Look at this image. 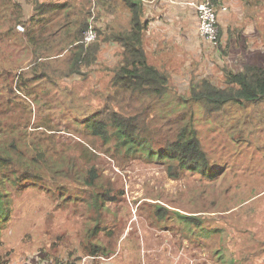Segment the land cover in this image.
<instances>
[{
	"label": "trees",
	"instance_id": "obj_1",
	"mask_svg": "<svg viewBox=\"0 0 264 264\" xmlns=\"http://www.w3.org/2000/svg\"><path fill=\"white\" fill-rule=\"evenodd\" d=\"M29 1L35 7L30 16L24 0H0V43L13 38L25 40L32 47L34 60L14 74V78H18L17 87L12 82L7 83L11 97H18L14 95L17 88L25 92L24 104L30 115L34 108L30 99L40 105L51 90L43 84L55 87L59 86L57 77L89 76L99 61L102 47L110 39L122 47L119 64L108 67L114 68V75L104 91L107 102L103 106L87 107L86 114L80 115L81 120H78L85 133L95 137L90 145L81 139L75 141L77 147L83 148V153L79 154L82 162L76 154L51 150L49 144L52 140L46 134V127L52 126L48 121H37V125L46 130L41 128L43 135L32 142L25 129L0 126V214L7 213L11 217L8 185L18 192L39 186L65 198L85 197L86 212L94 218L93 227L86 235L87 244L82 246L83 252L72 253L67 261L56 259L54 264H77L84 255L110 254L111 247L99 238V233L101 230L108 235L112 233L106 218L107 202L122 200L125 190L110 176H102L103 169L93 162L99 155V147L114 157L136 156L163 162L167 174L173 179L188 178L194 171H200L210 178L201 180L211 181L217 178L215 169L218 171L224 165V174L229 165L234 166L230 159L241 158V155H234L242 145L246 146L243 157L263 155L264 140L260 136L264 131L263 63L246 59L234 69L226 60L221 72L191 78L190 82L182 79L186 86L189 82V89L182 94L172 87L176 82L175 75L160 69L149 59L145 46L150 28L141 7L142 0H126L130 2H127L129 6H125L124 0H82L79 1L82 8L71 0ZM214 1L218 4L221 0ZM125 7L130 13L129 28L110 30L109 27L106 30L101 27L99 21L103 15L119 14ZM18 25H22L25 31H21ZM218 25L217 43L207 44L216 56L224 57L231 50L236 35L231 27L226 30L220 17ZM90 27L96 30L98 37L86 42L85 32ZM225 38L228 42L224 41ZM53 59L57 60L56 63L52 62ZM71 92L72 88L66 86L60 98L56 95L52 101L59 104L62 100H71L68 95ZM31 121L32 118L27 117V124ZM230 170L236 171V166ZM218 181L217 190L208 191L207 197L209 202L223 205L222 210L215 211V206L201 200L205 197V189L192 187L187 195L193 198L194 207L184 208L182 212L176 205L177 209L172 207L176 201L174 197L170 198L172 203L156 201L160 206L152 210V219L157 224L162 223L163 227L157 229L175 224L188 225V229L195 233V236L192 233L194 242L216 247L219 263L242 264L244 261L254 264L249 253L264 252V248L250 247L260 233L253 228L246 236L247 228L235 225L234 230L231 219L236 218L240 225L248 224L254 211L264 206V200L256 201L252 196L231 205V179L224 176ZM187 191L188 185L184 192ZM153 199L160 200L159 197ZM175 212L180 213L179 220L173 217ZM207 212L214 214L208 216ZM175 218L177 223H172L176 222ZM188 229L186 227V231ZM241 236H246L243 245L239 243L243 240ZM203 237L210 239L206 241ZM230 239L240 245L233 248L228 242ZM244 246L249 252L242 251ZM12 251L10 248L9 253ZM238 252H241L240 256H237ZM7 262L0 256V264Z\"/></svg>",
	"mask_w": 264,
	"mask_h": 264
},
{
	"label": "rangeland",
	"instance_id": "obj_2",
	"mask_svg": "<svg viewBox=\"0 0 264 264\" xmlns=\"http://www.w3.org/2000/svg\"><path fill=\"white\" fill-rule=\"evenodd\" d=\"M24 1L30 16L35 11V7L29 0ZM71 1H76V6L82 8V3L79 2L82 0ZM224 1L230 4L224 9L226 12L229 11L227 16H232L231 14L235 13L236 17L242 19L240 23H246L248 25L246 29L252 31L246 33L247 35L244 37L240 36L241 42L239 44H236L235 36L231 51L234 50L238 53L224 54L220 52L222 55L224 54V57L216 56L209 45L202 42L201 48L203 51L206 50V53L198 50L197 46L179 51L181 55L185 54L181 66L185 67L179 69L177 73L180 59L163 62L155 59V57L149 58L151 62L154 61L157 66L161 67L160 69L168 70L175 75L176 82L172 83V87L177 88V91L182 94L189 89V79H196L218 71L221 72L226 65V60L229 67L234 69L239 68L242 61L246 59L264 64V56L260 54H264V0ZM189 5L197 8L194 4ZM227 16L226 21H223L226 24ZM99 23L102 28H107L106 30L109 27H111L110 30H114L116 27L119 30L122 26L125 30V27L129 24V19L120 13L113 16L103 15ZM151 25L160 26V24ZM240 27L242 26L240 25ZM249 36L251 39L245 45L244 38L247 37L248 39ZM225 42H227V38ZM237 45H240V48L236 47ZM106 47V44H104L99 61L95 63L89 76L57 77L59 86L55 87L53 84H43L51 87V90L47 93L45 99L40 98V100L43 99L40 105L33 102L32 98L30 99L34 107L30 115L24 104L27 97L25 92L17 88L14 95H18V97H11L7 83L12 82L14 87H17L16 81L18 78H14V74L16 71L21 72L34 60L32 47L25 40L20 39L12 38L1 42L0 126H9L11 129L17 127L25 129L28 139L32 142V139L37 141V138L43 135L41 133L42 129L46 130L42 126H38L37 121H48L52 127L43 126L47 128L46 134L50 135L48 138L52 140V144H49L51 150H64L70 155L76 154L80 158L79 161L82 162V157L79 154L83 153V148L77 147L75 141L81 139L90 145L95 137L86 134L78 120H81L80 115L86 114L87 107L103 106L107 102L104 91L107 90V84L114 75V68L109 69L108 66H116V54L114 53V56L113 54L108 55L110 52L106 51ZM205 47L208 48L204 49ZM210 52L213 54L212 59ZM56 61L52 60L54 63ZM88 69H91V67ZM184 78L189 81H187V86L184 82H181V79ZM66 86L72 88V92L68 93L71 100H62L59 104L54 103L52 101L54 96L59 95L60 98ZM29 116L32 121L27 124V117ZM41 124L43 123L41 122ZM260 136L264 140V131L261 132ZM49 139L45 138V141L50 142ZM45 141L40 142L41 145ZM69 147H71L70 150H68ZM245 147V145H242L240 147L241 151L239 149V152L234 155V157L241 155V158L230 159L234 162L236 171L230 170L234 166L229 165L222 174L223 165L218 171L215 169L214 175L217 178L212 181L206 180L210 178L200 171H194L188 178L173 179L167 174L163 162L148 161L143 157L136 156L120 155L114 157L111 153L105 150L102 151L103 149L99 147V155L93 162L103 169L102 176H110L111 180L115 181L118 186L124 187L125 190L122 200L107 202L106 218L109 220L110 224L108 226L109 229H112V233L108 235L103 230L99 233V238L109 245V248L111 247L110 253L116 251L114 261H119V264H222L217 260L218 254L216 253V247H212L213 244L197 243L192 240V233L194 236L195 233L192 229H188V225L186 227L189 231H186L183 224L169 225L163 228L164 230L157 229L163 227V225L153 221L152 210L156 206H160V203H155L156 201L161 203L169 201L172 203L171 197L176 200L172 203V207L175 208L174 205H176L182 212L184 208L194 207L192 205L194 204L193 198L187 195L192 187L205 189V197L201 200L208 203L209 206H215L213 208L215 211L217 209L222 210L223 205L208 201L210 198L207 197V192H215L219 187L218 180L224 176L231 179L229 190L231 194L229 203L231 205H237L238 202L252 196L256 201L264 200V163L258 161L259 159L264 161V153L263 155L248 154L247 156L250 158L243 157ZM218 158L221 159L220 156ZM202 178L206 179L201 180ZM187 185L188 191L184 192ZM7 190L10 193L9 199L12 202V212L11 217L7 213L0 214V221L6 224L0 223L1 257L6 258L8 262L19 259L24 263L54 264L56 259L67 261L71 258L72 253L80 254L83 252L82 246L87 244L88 241L86 235L89 228L93 227L94 222V218L86 212L85 197L65 198L58 193L45 191L39 186L18 192L13 186L8 185ZM178 195L183 198L181 199ZM158 197L160 200L153 199ZM214 212H207L206 214L212 216ZM174 216L178 220L181 218L179 212H175ZM176 218V222H171L177 223ZM114 220H117L116 223H114ZM231 221L234 230L236 229L235 225L238 228H247L246 236L254 228L256 233L260 234L256 236L250 247L264 248V229H262L264 225V206L254 211L248 224L243 223L240 225L236 218H232ZM176 231L178 232L176 233ZM198 236L201 237L200 233H198ZM246 236H241V239H246ZM203 238L206 241L210 239ZM244 239L239 243L243 245ZM228 242L233 248L240 245L231 239ZM245 247L242 251L249 252L248 248ZM10 248H13L11 254L9 253ZM240 253L238 252L237 256H240ZM249 254L252 256L254 264H264V252H251ZM98 259L102 260L101 258ZM242 264L248 263L243 261Z\"/></svg>",
	"mask_w": 264,
	"mask_h": 264
},
{
	"label": "crops",
	"instance_id": "obj_3",
	"mask_svg": "<svg viewBox=\"0 0 264 264\" xmlns=\"http://www.w3.org/2000/svg\"><path fill=\"white\" fill-rule=\"evenodd\" d=\"M191 1H200V0H142L141 2V7L144 12L145 20L146 19L148 20L149 22L148 27L150 28V32L148 30L149 33L147 35L146 46H145L148 52V56L149 58L155 57V59L161 60L163 62L166 61L169 62L172 59H178V60L180 59L176 73L179 72L178 71L179 69L185 67V66L181 67L183 63L182 60L185 54L181 55L179 51L187 50L197 46L198 50L202 51V53L203 52L206 53V50L203 51V49L201 48L202 47L201 43L204 42L206 45H208L200 34L198 11L195 7L189 5L192 4L190 3ZM127 2L126 0L123 1V3H125V6L128 5ZM227 5L230 6V4H228V2H225L224 0H221L217 4L219 8V17L222 19V21L224 20L226 21V16L229 12V11L226 12L222 7L223 6L228 7ZM120 14H124L130 20L129 8L125 7L123 11L120 12ZM150 14L152 15L151 17ZM231 15L232 16L229 15L227 16V24L226 22L223 23L225 24L226 30L227 27L230 26L231 29L235 31L234 35H236V44L237 43L239 44L241 39H238V37L239 36L244 37L247 35L246 33H251L252 31L250 29L249 31L246 29L248 27L246 23H240L242 19L240 20L238 17H236L235 13H232ZM234 19H236L237 21H235ZM151 24H160V26L155 27L152 26ZM240 25L242 27H240ZM129 26L130 24H128L125 27V29L129 28ZM115 29L118 30L117 27ZM119 29L123 30V26L120 27ZM230 38L229 41L232 42L234 36H232L231 38L232 40ZM244 39L243 40L245 42L249 43L251 37L249 36L248 39L247 37ZM105 44L107 46L106 51L108 50L110 52L108 53V55L113 54L114 56V53L116 54V65H118L121 58L120 57L122 50L121 44L113 39H110ZM236 47L240 48V45H237ZM207 48L208 47H205L204 49ZM232 52L238 53L237 51L234 50L229 51L230 54ZM260 54L264 56L263 53ZM111 66L113 65H110L108 67ZM115 252H111L109 255L95 256V258H90L88 257V255H84V257L87 256L88 258L86 259V264H119L118 263L119 261H114ZM98 258H101L102 260ZM78 263H80V261H78ZM6 264H32V263L30 262L24 263L21 262V260L16 259V261L8 262Z\"/></svg>",
	"mask_w": 264,
	"mask_h": 264
},
{
	"label": "built area",
	"instance_id": "obj_4",
	"mask_svg": "<svg viewBox=\"0 0 264 264\" xmlns=\"http://www.w3.org/2000/svg\"><path fill=\"white\" fill-rule=\"evenodd\" d=\"M190 3L194 4L198 11L199 17V31L202 38L210 43L216 44L220 35V28L218 25L219 19V8L214 0H200V1H191ZM223 9L226 7L223 6ZM19 29H24L22 25H18ZM97 38V32L93 27H90L85 32L84 40L86 42L93 41ZM88 257L93 258V256L88 255ZM87 256L81 258L80 263L77 264H86Z\"/></svg>",
	"mask_w": 264,
	"mask_h": 264
},
{
	"label": "clouds",
	"instance_id": "obj_5",
	"mask_svg": "<svg viewBox=\"0 0 264 264\" xmlns=\"http://www.w3.org/2000/svg\"><path fill=\"white\" fill-rule=\"evenodd\" d=\"M93 258H95V257L93 256Z\"/></svg>",
	"mask_w": 264,
	"mask_h": 264
}]
</instances>
